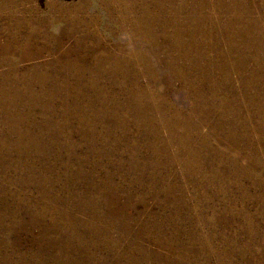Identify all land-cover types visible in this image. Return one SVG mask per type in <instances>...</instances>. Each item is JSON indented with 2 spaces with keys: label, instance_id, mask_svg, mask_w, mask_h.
I'll return each instance as SVG.
<instances>
[{
  "label": "rangeland",
  "instance_id": "rangeland-1",
  "mask_svg": "<svg viewBox=\"0 0 264 264\" xmlns=\"http://www.w3.org/2000/svg\"><path fill=\"white\" fill-rule=\"evenodd\" d=\"M0 264H264V0H0Z\"/></svg>",
  "mask_w": 264,
  "mask_h": 264
},
{
  "label": "bare ground",
  "instance_id": "bare-ground-1",
  "mask_svg": "<svg viewBox=\"0 0 264 264\" xmlns=\"http://www.w3.org/2000/svg\"><path fill=\"white\" fill-rule=\"evenodd\" d=\"M152 11V10H151ZM173 13V12H172ZM147 14V13H146ZM171 14V13H170ZM177 16V15H176ZM174 18V17H173ZM145 19V18H144ZM178 19H179V17H178ZM143 21V20H142ZM156 21V20H155ZM165 21V20H164ZM150 23V22H149ZM186 23V22H185ZM134 25V24H133ZM174 27H175V25H174ZM141 28V27H140ZM139 28V29H140ZM176 28V27H175ZM134 29V28H133ZM144 29V28H143ZM131 30V29H130ZM161 30V29H160ZM142 31H144V30H142ZM156 31V30H155ZM165 31V30H164ZM135 32V31H134ZM75 33V32H74ZM145 33V32H144ZM160 33V32H159ZM137 34V33H136ZM176 34V33H175ZM178 34V33H177ZM141 35V34H140ZM154 35V34H153ZM151 36V35H150ZM182 36V35H181ZM161 37V36H160ZM185 37V36H184ZM164 38H165V36H164ZM163 38V39H164ZM165 44V43H164ZM157 47V46H156ZM179 52V57L180 58H184V59H186L187 61H188V58H189V55H186L187 53H182L181 51H178ZM142 57V56H141ZM188 57V58H187ZM122 58V57H121ZM103 59V58H102ZM193 59V58H192ZM85 61V60H84ZM102 61V60H101ZM122 61V60H121ZM176 61V60H175ZM103 62V61H102ZM135 62H136V60H135ZM147 62V61H146ZM180 62V61H179ZM189 62V61H188ZM190 64H192L193 62H189ZM88 64V63H87ZM180 64V63H179ZM195 64V63H194ZM94 66V65H93ZM148 66V65H147ZM192 67V66H191ZM150 68V67H149ZM117 69V68H116ZM179 69V68H178ZM189 69V68H188ZM190 70V69H189ZM179 73V72H178ZM181 73V72H180ZM134 75V74H133ZM101 76V75H100ZM109 76V75H108ZM187 77H188V75H187ZM111 78V77H110ZM145 79V78H144ZM113 80V79H112ZM103 81H104V79H103ZM29 83V82H28ZM101 83V82H100ZM30 85V84H29ZM117 85V84H116ZM118 86V85H117ZM27 87V86H26ZM30 88H33V86L32 87H30ZM29 88V89H30ZM22 89H24V88H22ZM26 91V90H25ZM31 92V91H30ZM125 92V91H124ZM24 93V92H23ZM27 93V92H26ZM131 93V92H130ZM20 94V93H19ZM132 94V93H131ZM33 95V94H32ZM31 95V96H32ZM35 95V94H34ZM37 95V94H36ZM131 97V96H130ZM36 98V97H35ZM34 98V99H35ZM127 98V97H126ZM131 100V99H130ZM135 100V99H134ZM227 100V99H226ZM38 101V100H37ZM36 103V102H35ZM228 105V104H227Z\"/></svg>",
  "mask_w": 264,
  "mask_h": 264
}]
</instances>
